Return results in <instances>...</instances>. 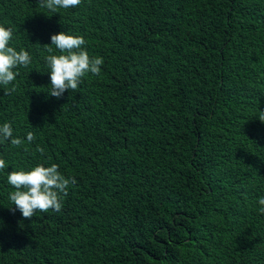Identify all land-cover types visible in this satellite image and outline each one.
Returning <instances> with one entry per match:
<instances>
[{
	"label": "trees",
	"instance_id": "obj_1",
	"mask_svg": "<svg viewBox=\"0 0 264 264\" xmlns=\"http://www.w3.org/2000/svg\"><path fill=\"white\" fill-rule=\"evenodd\" d=\"M0 26L32 58L0 85L25 141L0 143V264H264V0H0ZM61 31L103 64L57 99ZM52 164L62 210L23 218L8 173Z\"/></svg>",
	"mask_w": 264,
	"mask_h": 264
},
{
	"label": "clouds",
	"instance_id": "obj_2",
	"mask_svg": "<svg viewBox=\"0 0 264 264\" xmlns=\"http://www.w3.org/2000/svg\"><path fill=\"white\" fill-rule=\"evenodd\" d=\"M82 0H38L42 8H46L52 13L58 9L75 8L81 4ZM13 32L11 28L0 26V85H9L19 74L15 69L18 67H28L31 63V56L28 51L20 49L17 51L9 46ZM51 43L46 44V50L53 53L55 49L60 53L50 54L46 57L51 89L48 95L57 99L61 98L65 92H77L82 78L87 74L99 76L103 64L102 57H90L83 47L86 44L82 36L69 35L63 31L53 34L50 37ZM15 91L13 86L5 90V94ZM258 119L264 123V111H259ZM26 140L31 143L35 140V135L28 132ZM10 142L14 147H21L24 140L13 136V128L10 123L0 125V143ZM41 154L43 148L37 149ZM7 167L4 159H0V171ZM8 183L15 189L9 193V199L15 210H19L22 217L31 219L39 211L47 213L49 210L60 212L63 207V197L68 194L70 185L76 183L74 177L65 178L59 171V166L36 165L30 170L12 171L7 175ZM260 207L258 212L264 214V197L258 199Z\"/></svg>",
	"mask_w": 264,
	"mask_h": 264
}]
</instances>
